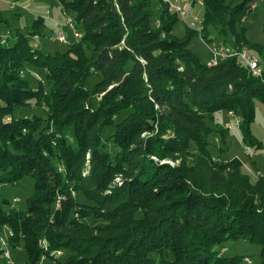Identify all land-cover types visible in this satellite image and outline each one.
Segmentation results:
<instances>
[{
    "label": "trees",
    "instance_id": "trees-1",
    "mask_svg": "<svg viewBox=\"0 0 264 264\" xmlns=\"http://www.w3.org/2000/svg\"><path fill=\"white\" fill-rule=\"evenodd\" d=\"M202 1L205 27L227 11L231 45L264 58L239 25L251 0ZM59 2L75 38L64 51L35 48L19 30L11 45L0 37V182L34 178L25 209L0 199L8 248L21 242L27 264L52 251L66 253L61 264H239L222 243L243 237L264 264V175L207 148L221 109L240 116L242 144L263 145L250 130L261 79L237 57L207 67L188 47L196 33L176 36L180 18L160 2ZM25 64L44 69L45 83L30 86ZM33 103L44 117L13 113ZM4 250L0 264H10Z\"/></svg>",
    "mask_w": 264,
    "mask_h": 264
},
{
    "label": "rangeland",
    "instance_id": "rangeland-1",
    "mask_svg": "<svg viewBox=\"0 0 264 264\" xmlns=\"http://www.w3.org/2000/svg\"><path fill=\"white\" fill-rule=\"evenodd\" d=\"M241 0H226L225 3L229 5L235 4ZM158 2L163 4L161 0H151V7L153 11L157 8ZM15 7H10L11 4ZM25 3V5H23ZM59 0H0V37L3 38L8 45H11L15 40V34L19 30L24 33L30 44L44 52L53 53L55 51H64L69 43L73 41L72 29L70 24L67 22L70 12H64L62 5ZM248 5L250 10L239 22V25L245 29L246 36L250 42L255 44H264V0H251ZM204 9L201 7L189 8L191 17H202ZM242 11H245L244 9ZM42 17L43 26L40 34L33 35L30 32L31 26L35 19ZM190 17V18H191ZM228 18L227 11L223 13L222 20L216 19L214 23L212 21L207 23V27L204 26V30H208V37H201L198 34H193L190 37L188 47L193 51L200 61H209L210 54L208 52V42L214 41L217 43L224 42L228 45L232 43V35L227 32V26L224 25ZM238 25V26H239ZM187 27L183 20L179 19L173 26L172 32L182 37L185 34ZM195 32L193 29L188 28ZM223 32V33H219ZM36 33V32H35ZM61 34L66 38V42L59 41L57 35ZM249 49V48H248ZM250 50V49H249ZM259 57V56H258ZM260 58V57H259ZM264 62V58H260ZM251 75L252 71L249 69ZM45 73L44 69H38L35 66L25 64L20 70L19 74L24 76L28 80L30 86H37V78H42ZM95 78V77H94ZM93 79V78H92ZM260 79V78H259ZM93 80L90 79L92 84ZM49 84L46 83L45 90L48 91ZM45 105L16 107L13 112L16 116H32L39 115L44 117L48 112ZM254 118L250 124V130L252 134L261 140L264 145V103L260 100H254ZM239 123H236V120ZM213 130L207 135L208 151L213 158L220 160H231L237 159L244 166H248L246 169L250 172V176L255 178L254 172V161L259 165H264V155L256 153L254 157L249 158L244 151V144L242 140V133L239 127L240 116L231 111L224 109L219 110L214 114L213 120H208ZM230 125L229 127H227ZM225 133L224 135L221 134ZM108 148L113 152L116 148L111 141L107 142ZM154 160L160 163L170 162L171 160H159L152 156ZM188 162L191 159L194 160V156L190 155L186 158ZM252 174V175H251ZM254 174V175H253ZM34 178L32 175H25L17 182L14 183H3L0 182V199L7 200L10 202V206L17 209H25L27 206V199L32 194ZM57 203L55 204L56 207ZM10 229L5 225L2 228V236L7 238ZM224 250H222L225 256L241 255L247 259L240 261L239 264H255L260 260L259 251L260 246L256 242L249 241L248 239H228L222 243ZM221 246V247H222ZM220 248V247H219ZM11 260L10 264H27V256L22 247V243H17L14 247H9ZM61 251V250H59ZM66 253L61 252H49L38 264H61L65 259ZM57 259V260H56Z\"/></svg>",
    "mask_w": 264,
    "mask_h": 264
},
{
    "label": "built area",
    "instance_id": "built-area-1",
    "mask_svg": "<svg viewBox=\"0 0 264 264\" xmlns=\"http://www.w3.org/2000/svg\"><path fill=\"white\" fill-rule=\"evenodd\" d=\"M163 4L166 6L168 12L175 13L179 16L181 20L184 21L187 28H191L195 31L196 34L203 36L204 32V19L203 17H191V14L189 11V8L193 7H204V3L202 0H161ZM10 7H15L13 3ZM191 17V18H190ZM67 22L70 24V19L67 20ZM71 25V24H70ZM72 26V25H71ZM74 35L76 37H79V34L77 32H74ZM57 38L59 41L66 42V38L58 34ZM4 41L3 39L1 40ZM207 48L208 52L210 54L209 61H207L205 64L207 67H214L216 66L220 61L231 58V57H237V59L245 64L249 69H251L252 74L254 77H258L261 79L262 83L264 84V62L261 61V59L253 52H251L247 46H242L241 48L234 47L233 45H228L224 42H208ZM236 123H239V120L237 118ZM228 125L227 127H229ZM244 151L246 155L249 158L254 157L256 153H260L264 155V145H262L260 148L255 149L254 147L250 145H244ZM257 174H260L257 172ZM11 235V232H9L8 237ZM7 238L0 235V244L5 248L4 250V257L7 259L9 263L12 262L10 251L8 248ZM248 262L249 259L245 258Z\"/></svg>",
    "mask_w": 264,
    "mask_h": 264
},
{
    "label": "crops",
    "instance_id": "crops-1",
    "mask_svg": "<svg viewBox=\"0 0 264 264\" xmlns=\"http://www.w3.org/2000/svg\"><path fill=\"white\" fill-rule=\"evenodd\" d=\"M23 5H25V3ZM258 140H260V139H258ZM262 144H263V142H262ZM245 167H246V169H249L248 166H245ZM254 168H255L254 169L255 173L259 172L261 175H264V165H259L256 161H254Z\"/></svg>",
    "mask_w": 264,
    "mask_h": 264
}]
</instances>
